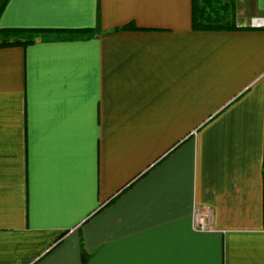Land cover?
<instances>
[{
  "label": "crops",
  "instance_id": "crops-1",
  "mask_svg": "<svg viewBox=\"0 0 264 264\" xmlns=\"http://www.w3.org/2000/svg\"><path fill=\"white\" fill-rule=\"evenodd\" d=\"M220 1H8L0 264H264V0Z\"/></svg>",
  "mask_w": 264,
  "mask_h": 264
},
{
  "label": "trees",
  "instance_id": "trees-1",
  "mask_svg": "<svg viewBox=\"0 0 264 264\" xmlns=\"http://www.w3.org/2000/svg\"><path fill=\"white\" fill-rule=\"evenodd\" d=\"M8 1L9 0H0V16ZM227 9V5L222 4L220 0H192V31L227 30V28L230 27L224 18ZM44 32L46 31L0 29V48L26 46L35 41V35ZM82 32L85 33V31H67L68 34H78ZM82 260L83 264H86V257H83Z\"/></svg>",
  "mask_w": 264,
  "mask_h": 264
},
{
  "label": "built area",
  "instance_id": "built-area-1",
  "mask_svg": "<svg viewBox=\"0 0 264 264\" xmlns=\"http://www.w3.org/2000/svg\"><path fill=\"white\" fill-rule=\"evenodd\" d=\"M263 25V21L260 23H257L256 26ZM212 212L208 209L201 208V207H195L193 211V217H192V229L194 232L197 233H208L212 232Z\"/></svg>",
  "mask_w": 264,
  "mask_h": 264
}]
</instances>
